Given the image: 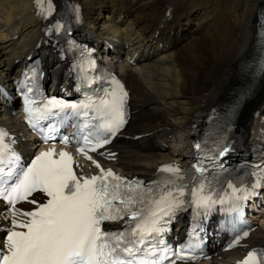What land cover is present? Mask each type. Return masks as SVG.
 <instances>
[{
	"label": "bare ground",
	"instance_id": "obj_1",
	"mask_svg": "<svg viewBox=\"0 0 264 264\" xmlns=\"http://www.w3.org/2000/svg\"><path fill=\"white\" fill-rule=\"evenodd\" d=\"M70 1L83 7L80 34L98 44L108 40L119 53L115 58L132 93L133 118L116 144L119 170L149 177L162 161H186L189 142L226 91L236 85L264 0H238L231 7L228 0ZM35 8V0H0L3 79L36 52L47 55L49 69L56 60L44 45ZM136 55L138 65L133 67L127 61ZM249 97L242 116L247 130L243 136L264 150V77ZM174 119V126L187 124L190 131L182 135L183 147L174 146L180 136L171 133ZM12 120L21 131L19 121ZM163 142L171 148L166 149ZM248 242L251 247L264 246V227Z\"/></svg>",
	"mask_w": 264,
	"mask_h": 264
},
{
	"label": "snow or ice",
	"instance_id": "obj_2",
	"mask_svg": "<svg viewBox=\"0 0 264 264\" xmlns=\"http://www.w3.org/2000/svg\"><path fill=\"white\" fill-rule=\"evenodd\" d=\"M43 2L37 0L38 5L43 6ZM48 11H52L51 0H48ZM111 96V100L100 101L105 114L99 129L114 136L125 123L127 93L117 95L113 92ZM89 107L91 101L77 105L53 98L48 101L41 116L53 114L51 110L54 108L60 111L70 108L77 114L79 109ZM5 136L7 133L0 130V199L7 204L10 216H5V219L9 220L11 227L6 230L4 242L0 245V264H157L149 257L163 243L157 237L166 231L164 225L169 221L164 218L170 220L178 210L183 209L186 184L177 185L175 180L170 179L166 185H174V190L165 186L156 196L152 188L145 191L142 182H125L110 169L105 171L101 168V174L91 178H78L71 167L72 157L61 152L58 160L52 159L54 150L41 153L26 170L14 171V163L19 158L13 154L6 159ZM63 140L67 142L68 138L63 137ZM84 140L87 144L88 137ZM108 142L105 138L91 150L95 151ZM79 150L84 151L83 148ZM160 171L172 173L176 179L183 180L182 170L176 166H163ZM196 171L203 172V169L198 167ZM259 186L258 181L252 188ZM228 187L233 194L238 191L232 184ZM204 190L205 185L200 184L190 190L189 195L197 209L207 212L218 201L211 194L204 195ZM239 191L244 194L235 197L238 200L255 194L245 189ZM34 194H42L47 198L46 202ZM29 197L32 199L29 200ZM20 201H28L36 207L32 211H23L16 207ZM219 202L223 203V198ZM125 217H128V226L123 230H104V222L121 221ZM153 240L156 244H152ZM173 255L178 259L196 258L178 253ZM259 255L258 259L255 251L249 252L241 264H264V253ZM170 264H175V261Z\"/></svg>",
	"mask_w": 264,
	"mask_h": 264
},
{
	"label": "rangeland",
	"instance_id": "obj_3",
	"mask_svg": "<svg viewBox=\"0 0 264 264\" xmlns=\"http://www.w3.org/2000/svg\"><path fill=\"white\" fill-rule=\"evenodd\" d=\"M238 3V0H228V7H231V6H234L235 4H237ZM226 13V12H225ZM226 18V20H227V16L225 17ZM221 24H222V26H224L225 25V19L224 18H222V21H221ZM248 111H249V109H248ZM175 122H176V120L174 119V120H172L171 121V123H170V128H171V133L172 134H174V135H179V134H184V133H188V132H190L188 129H187V124H185V125H181V124H178L177 126H174V124H175ZM192 126V125H191ZM192 129H193V127H192ZM163 153H165V152H163Z\"/></svg>",
	"mask_w": 264,
	"mask_h": 264
}]
</instances>
